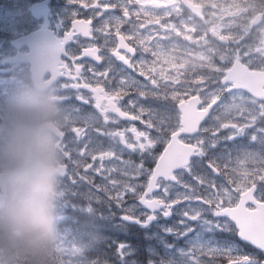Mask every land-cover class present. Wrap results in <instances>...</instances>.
<instances>
[{"label":"snow or ice","instance_id":"1","mask_svg":"<svg viewBox=\"0 0 264 264\" xmlns=\"http://www.w3.org/2000/svg\"><path fill=\"white\" fill-rule=\"evenodd\" d=\"M35 2L59 19L41 36L61 68V221L106 203L165 225L140 264H264V0ZM58 244L59 264H103Z\"/></svg>","mask_w":264,"mask_h":264},{"label":"clouds","instance_id":"2","mask_svg":"<svg viewBox=\"0 0 264 264\" xmlns=\"http://www.w3.org/2000/svg\"><path fill=\"white\" fill-rule=\"evenodd\" d=\"M61 162L50 97H14L0 117V264H51Z\"/></svg>","mask_w":264,"mask_h":264},{"label":"flooded vegetation","instance_id":"3","mask_svg":"<svg viewBox=\"0 0 264 264\" xmlns=\"http://www.w3.org/2000/svg\"><path fill=\"white\" fill-rule=\"evenodd\" d=\"M35 3V0H26L24 12L32 16L31 6ZM42 17L40 24L25 29L24 32L16 35L5 33V36L10 35L11 37L0 43V117L3 116L4 110L14 97L26 92L46 93L57 114L58 143L62 156L61 167L64 166L60 144L61 129L64 123V105L61 68L56 48L50 41L48 51L51 54L44 55L45 61L39 71V76L34 79L31 70L33 65L28 60L30 47L27 45L18 47L13 44L19 36L36 30L44 24L51 32L52 25H59V19H52L48 14ZM62 194V177L60 176L56 193L55 219L62 217ZM121 216L122 213L118 208L110 207L106 203L93 204L90 211L86 206H81L65 212L64 232L61 235H64L70 244L81 248L83 254L87 255V260L99 258L103 264H110V258L118 250L117 246L123 245L125 251L122 257L126 258V261L122 258L120 264H140L136 258L138 244L141 241L152 240L165 225L161 221H153L148 225L133 224L123 221ZM53 243L56 244L54 248L56 246L59 248L58 241L55 240ZM145 252L150 259L153 254L152 249L146 248ZM53 257L56 258L54 255ZM54 263L59 264L58 258ZM143 264H148V259H145Z\"/></svg>","mask_w":264,"mask_h":264},{"label":"rangeland","instance_id":"4","mask_svg":"<svg viewBox=\"0 0 264 264\" xmlns=\"http://www.w3.org/2000/svg\"><path fill=\"white\" fill-rule=\"evenodd\" d=\"M25 5L26 0H0V43L11 37L10 35L5 36V33L16 35L24 32L25 29L33 28L28 19L29 15L23 10ZM64 224L65 221H61V218L55 219L54 241H59L60 235L64 232ZM54 245L56 244L53 243L51 264H56L53 255L57 259L59 251L58 246L54 248Z\"/></svg>","mask_w":264,"mask_h":264},{"label":"water","instance_id":"5","mask_svg":"<svg viewBox=\"0 0 264 264\" xmlns=\"http://www.w3.org/2000/svg\"><path fill=\"white\" fill-rule=\"evenodd\" d=\"M33 11L35 15L39 16L41 12V5L39 4L35 6ZM41 35H49V34L45 29H40L35 33L20 38L19 40L22 43L27 42L29 45L32 46L31 61L34 64L33 72L35 75L39 72V64L41 63V56L46 54L43 45L50 43V39L48 37Z\"/></svg>","mask_w":264,"mask_h":264}]
</instances>
